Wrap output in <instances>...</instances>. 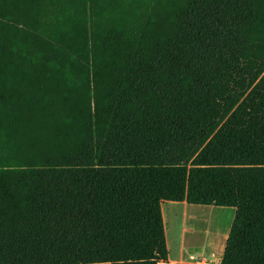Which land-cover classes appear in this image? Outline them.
Segmentation results:
<instances>
[{
  "label": "trees",
  "instance_id": "obj_1",
  "mask_svg": "<svg viewBox=\"0 0 264 264\" xmlns=\"http://www.w3.org/2000/svg\"><path fill=\"white\" fill-rule=\"evenodd\" d=\"M166 201L264 264V0H0V264H168Z\"/></svg>",
  "mask_w": 264,
  "mask_h": 264
},
{
  "label": "rangeland",
  "instance_id": "obj_2",
  "mask_svg": "<svg viewBox=\"0 0 264 264\" xmlns=\"http://www.w3.org/2000/svg\"><path fill=\"white\" fill-rule=\"evenodd\" d=\"M187 205L172 209L169 213L164 210V216L168 219H165L169 244L168 264H199L203 258L206 259L207 264H214L219 261L223 252L235 209L230 207ZM183 214L188 216V220L184 224L181 221ZM183 227L184 229L192 228L195 234L187 231L181 235L184 230ZM206 231L211 234L208 246H206L207 242L204 240ZM215 238H218L217 242L212 245L211 240ZM211 253L215 257H212Z\"/></svg>",
  "mask_w": 264,
  "mask_h": 264
},
{
  "label": "bare ground",
  "instance_id": "obj_3",
  "mask_svg": "<svg viewBox=\"0 0 264 264\" xmlns=\"http://www.w3.org/2000/svg\"><path fill=\"white\" fill-rule=\"evenodd\" d=\"M187 211H188V209H187ZM195 216H196V215H195ZM182 217H183V218H182L181 221H182V224H184V223L188 220V216L185 215V214H183ZM196 218H197V217H196ZM196 218H194V220H196ZM165 219L168 220L167 217H166ZM170 225H171V222H170ZM169 227H170V226H169ZM184 227H185V226H184ZM184 227H183V229H184ZM196 230H197V229H196ZM187 231H189V232H193V233L195 232L192 228H189V229L185 228V229L181 232V235L184 234V233L187 232ZM194 234H195V233H194ZM210 235H211V234H210L209 232H207V231H206V233H204V240L207 242V243H206V246H208V244H210V243H209V241H210V240H209ZM227 237H228V235H227ZM227 237H226V240H227ZM217 239H218V238H215V239H212V240H211L212 245H214V244L217 242ZM204 243H205V242H204ZM202 248H203V247H202ZM221 255H222V254H221ZM221 255H220V256H221ZM211 256H212V257H215L214 254H212V253H211ZM173 264H175V263H173Z\"/></svg>",
  "mask_w": 264,
  "mask_h": 264
},
{
  "label": "crops",
  "instance_id": "obj_4",
  "mask_svg": "<svg viewBox=\"0 0 264 264\" xmlns=\"http://www.w3.org/2000/svg\"><path fill=\"white\" fill-rule=\"evenodd\" d=\"M166 202H168V203H164L163 202L161 204V208H162V211H161V213H162V219H163L164 210H166L169 213L170 210L175 209L177 207L188 206L185 202H180V203L170 202V201H166ZM163 205L165 207H163ZM220 258H221V256H220ZM219 261H220V259H219Z\"/></svg>",
  "mask_w": 264,
  "mask_h": 264
},
{
  "label": "built area",
  "instance_id": "obj_5",
  "mask_svg": "<svg viewBox=\"0 0 264 264\" xmlns=\"http://www.w3.org/2000/svg\"><path fill=\"white\" fill-rule=\"evenodd\" d=\"M199 264H207V262H206V259L205 258H203L202 259V261L201 262H199ZM214 264H219V261H217L216 263H214Z\"/></svg>",
  "mask_w": 264,
  "mask_h": 264
}]
</instances>
